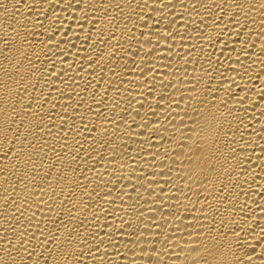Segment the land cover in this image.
<instances>
[{"label":"bare ground","instance_id":"obj_1","mask_svg":"<svg viewBox=\"0 0 264 264\" xmlns=\"http://www.w3.org/2000/svg\"><path fill=\"white\" fill-rule=\"evenodd\" d=\"M0 264H264V0H0Z\"/></svg>","mask_w":264,"mask_h":264}]
</instances>
